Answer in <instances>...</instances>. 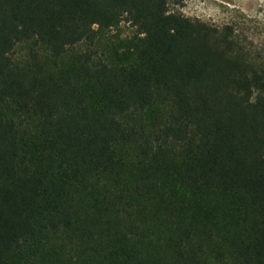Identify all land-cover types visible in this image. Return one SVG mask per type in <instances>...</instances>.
I'll use <instances>...</instances> for the list:
<instances>
[{
	"label": "trees",
	"instance_id": "16d2710c",
	"mask_svg": "<svg viewBox=\"0 0 264 264\" xmlns=\"http://www.w3.org/2000/svg\"><path fill=\"white\" fill-rule=\"evenodd\" d=\"M171 2L0 0V264L61 237L93 264H264V63ZM123 20L132 49L78 51Z\"/></svg>",
	"mask_w": 264,
	"mask_h": 264
},
{
	"label": "rangeland",
	"instance_id": "374dc122",
	"mask_svg": "<svg viewBox=\"0 0 264 264\" xmlns=\"http://www.w3.org/2000/svg\"><path fill=\"white\" fill-rule=\"evenodd\" d=\"M223 7L227 12L223 11ZM168 9L171 12L181 13L193 22L206 24L219 33L225 27H230L233 30L234 40L248 49L252 55L259 56L264 63V0H233L231 6L220 0H178L177 4L171 2ZM95 30L97 33L95 42L92 45L82 44L78 48V51H92L95 61H106L115 53L127 52L141 37L135 27L125 20L116 28L99 30L95 27ZM30 52V44L22 43L16 46L11 56L14 63L20 64L30 59ZM122 153H127V150ZM126 158L127 162H132L134 155L127 153ZM238 203L240 200L231 203V207H235ZM154 212L150 210V213ZM146 226L147 234L156 238L161 246L174 230L173 222L166 225L165 220L162 219H151ZM61 239L56 254L43 250L33 256L35 247L28 244L24 246L23 253L16 254L14 259L18 264H93L83 247L65 237ZM156 246L155 244L153 247L156 249ZM211 264L218 262L211 261Z\"/></svg>",
	"mask_w": 264,
	"mask_h": 264
},
{
	"label": "flooded vegetation",
	"instance_id": "af4514ba",
	"mask_svg": "<svg viewBox=\"0 0 264 264\" xmlns=\"http://www.w3.org/2000/svg\"><path fill=\"white\" fill-rule=\"evenodd\" d=\"M220 1H221L222 3L228 5V6L233 5V0H220ZM222 9H223V11L227 12V9H226V8L223 7Z\"/></svg>",
	"mask_w": 264,
	"mask_h": 264
}]
</instances>
